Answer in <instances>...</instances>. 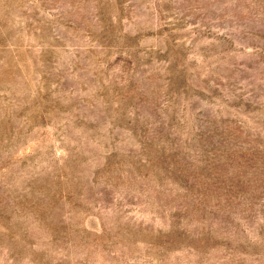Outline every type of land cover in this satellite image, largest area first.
Returning <instances> with one entry per match:
<instances>
[{
    "label": "rangeland",
    "instance_id": "obj_1",
    "mask_svg": "<svg viewBox=\"0 0 264 264\" xmlns=\"http://www.w3.org/2000/svg\"><path fill=\"white\" fill-rule=\"evenodd\" d=\"M0 264H264V0H0Z\"/></svg>",
    "mask_w": 264,
    "mask_h": 264
}]
</instances>
